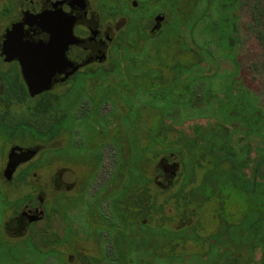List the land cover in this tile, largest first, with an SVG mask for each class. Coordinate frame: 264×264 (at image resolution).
<instances>
[{
	"label": "rangeland",
	"instance_id": "rangeland-1",
	"mask_svg": "<svg viewBox=\"0 0 264 264\" xmlns=\"http://www.w3.org/2000/svg\"><path fill=\"white\" fill-rule=\"evenodd\" d=\"M194 1V10H190L187 1H185L186 4L183 6L184 9L180 10L181 22L178 25V35L173 36L164 33L163 39L166 38L169 41L177 37V40L181 42L186 41L191 47L198 48L201 55H197L190 49L179 50L175 42H170L166 44V48L163 50V58L166 65L162 64L156 56V48L153 45H148L143 55L137 58L133 57L135 61H130L131 59L125 54L123 47H117L114 60L112 61L114 64L120 66L130 64L148 67L160 65L164 70V80L170 76L169 63H174L177 60L183 62L192 61L193 63L199 61V65L191 66L190 71L183 74L189 78L195 76L196 81L192 84L190 90V102H165V99L173 100L172 97L174 96L172 94L166 95L162 91H154L153 95L157 96V98L153 102L155 107L152 110V104L149 101L142 104L140 102V99H147L152 93L139 90L141 89L139 84H136L133 80L131 84L132 91L137 92V94L131 106L126 105L128 102L127 98L117 91V88L109 89L99 84H93L88 87L96 94L98 93V98L101 101L108 100L105 98L108 92L112 96L116 95L118 97L119 95L124 104L122 105L119 101H115L114 105L119 108L120 112H126L125 116H93V108L91 107L93 105L92 98L86 99L85 97L87 96H85L77 99V88L68 90L66 96H62L56 93L61 88L56 87L47 97H42L43 100L46 99V103L39 101L40 98L36 100L29 98L26 100L22 113H26L28 111L26 107L29 106L30 113L36 116L32 115L28 118H23L22 116L21 121L17 124L15 130L19 137L17 141L20 144H27V141L32 138L48 140L53 137L52 143L54 145H61L65 143L67 136L66 132H58V130L70 127L69 136L72 143L70 147L66 148L67 153L74 154V156L85 155V157L93 155V157H96L95 159L101 157V163L98 165L97 177L92 178L88 187L84 190L86 191L84 203L70 202L68 207L62 205L60 191H55V195H52L48 191L50 189L48 185L49 175L66 167L67 170L64 168L66 172L62 177L63 184H68L71 187L74 184L75 188L76 179H81L82 175L88 173L90 167L87 164H66L60 160H56L52 166H48L42 163L50 156V151L42 149L41 153L36 155L37 158L35 160L29 162L26 166H21L12 173V181L7 183L0 175L1 217L5 213L1 221L6 220L8 216L12 215V209L15 208L17 210L23 201L30 198L33 199L30 194L31 191L35 194L39 192L45 199L43 210L46 213L44 217L41 216V219L35 226L32 227L30 225L26 231L20 230L16 234H12L6 228L1 227V236L4 241L0 239V264H117L114 246L118 236L115 229L109 227V222L114 224V228L126 229V232L130 235L134 233L132 228H129L130 225L123 223L119 218L120 214L115 202L129 191L130 193L127 194L128 199L129 201L132 199L133 195L131 194L139 186L136 179L140 176L146 178L145 187L149 193V201L145 205V214L136 217V219L141 220L144 224L142 229L137 230L138 234L134 238V244L131 241L128 261L132 263L140 256L146 255L137 247V245H140L141 240L139 232L143 233L145 231V234L153 236L157 240L156 242L163 240L164 243L165 234H171L164 229L177 230L183 228L185 220L179 214V209L175 207L172 196V192L181 185L182 180L185 178L181 170L182 168H180L178 157L174 155L165 157L163 152L157 156L153 155L154 149L165 147V144L161 143V141L164 142L165 140L167 142L173 139L175 134L172 131L167 132L166 129H161L159 132L161 134V141L151 140L149 133L154 134L156 120L161 119L166 124H172L175 128H183L190 132L189 126L191 124L199 123L204 125L214 116L212 114L214 102L205 100V91H212L214 95L220 96L222 94L220 89L223 83L227 81L231 83L234 91L241 90L252 96L255 104L264 116V28L259 13L261 0H234L238 41L232 55L225 54L218 43L212 40L203 29L209 19L218 15V0ZM174 28H177V26ZM173 31L175 30L173 29ZM181 42H179V47L182 48ZM87 74L85 76L78 74L72 78V83L74 82L73 84L77 85V81L87 80ZM124 74L127 77V74ZM131 74L135 73L132 72ZM96 76L102 79L109 77L104 72L96 73ZM110 79L111 81H120L121 76L117 73ZM118 84L121 85L120 82ZM121 86L125 87V90L128 89L126 85ZM209 86L212 87V90H210ZM168 103L171 105H167ZM89 104H91L88 109L89 116H77ZM159 104H162L160 105L161 107L164 106L165 116H156V106ZM40 106L44 107L43 110L47 108L51 109V107L56 108L60 113L66 112L67 109L69 112L68 116L72 118L66 116V118L63 117L57 121L51 119L48 121V127L44 131H39L36 128L35 122L40 120L44 122V118L39 116L44 113L39 109ZM112 106L113 104L111 105L108 102L103 103L100 114L102 115L109 111L114 112ZM140 106L147 108V111H145L148 113L147 116H135V113L142 109ZM119 128H121L123 134L121 142L119 141L121 138ZM55 131L58 133H55L56 135L54 134V136L53 133ZM7 132V128L0 125V134L3 135ZM4 137L5 135L2 138ZM126 142L130 144V147L126 145ZM256 142L258 140H255L253 145ZM80 144L81 147L77 150ZM120 145L123 147L121 152L123 156L126 153V146L128 147V154L124 157V165L121 167L122 173L119 171L121 166L119 165V161L121 159L115 165L116 154L120 150ZM5 152H7V149L0 148V157H3ZM136 161L141 163L139 169L133 167ZM162 163H168L171 171H173L171 176H169L167 171L163 170ZM172 164H175L174 168H171ZM202 164L206 166L205 162ZM2 167L3 161H0V170ZM115 167L118 169L115 177L117 182L114 184L115 191L112 192V199L109 200L106 196H102L97 201V203L100 202L99 204L94 207L91 206V210H94L91 214L92 217L84 215L85 210H83V205L85 206L86 203H89L93 194L98 195L104 192L100 187L109 179V175ZM31 168L35 174H29L23 180H20L25 173L30 172ZM127 169L128 171L125 175L124 172ZM203 170L204 167L199 168L195 166L193 180L184 187L188 188L195 185ZM61 175L59 174L57 183L61 179ZM86 180L87 178L84 180V185L87 183ZM124 184L128 185L127 192H124L126 189L123 188ZM71 187L67 190L68 192H64L71 194L75 191ZM36 188H42V190L39 191ZM77 195L81 196L82 190L78 189ZM52 197L53 201H49ZM6 205L7 207L5 208ZM123 206L128 211V220L130 221V218L132 219V210L137 209V207L132 206L131 202L127 206L125 204ZM58 208L61 210V213L56 211ZM191 208L195 212L189 217L192 220L191 222L198 226L197 232L201 237L215 230L217 218L212 201L206 202L199 207H194L191 204ZM63 213H66L65 215L68 218L69 224L65 222ZM32 228L37 233L44 234L43 237H40V234L34 238L31 237ZM47 235H49V239L44 237ZM55 236H65L66 239L58 243L59 241ZM173 238L176 239L173 242L176 243L174 246L175 252L194 253L201 252L204 249V245L198 243L196 240L187 239L181 241L178 237ZM135 244V248L139 250L134 249ZM51 248L57 249L59 254L56 255L54 251L46 252V250ZM255 257H258V252H256ZM152 263L179 264L178 262H170L165 257L160 258L158 256L152 259ZM191 263L187 261L185 264Z\"/></svg>",
	"mask_w": 264,
	"mask_h": 264
},
{
	"label": "flooded vegetation",
	"instance_id": "flooded-vegetation-1",
	"mask_svg": "<svg viewBox=\"0 0 264 264\" xmlns=\"http://www.w3.org/2000/svg\"><path fill=\"white\" fill-rule=\"evenodd\" d=\"M185 1H187L190 10H194V0H0V125L8 130L6 134H3L6 138H2L3 135L0 134V148L7 149L5 155L0 157V161H3L0 175L5 182L12 181V177L10 180L3 177V171L9 162H17L14 168V171H16L21 166H26L29 162L35 160L37 158L36 155L40 154L42 149L49 150L50 156L42 164L52 166L54 161L60 160L66 164H87L90 167L86 175H82L81 179H76L75 188L74 184L73 187L63 184L62 177L66 172V167L49 175L48 185L50 189L48 191L52 195L60 191L62 205L68 207L70 202L84 203L86 199V191L84 190L88 187L91 179L97 177L101 157L95 159L96 157H93V155L85 157V155L74 156V154H68L66 148L70 147L72 143L69 136L70 127L60 130L66 132L67 136L65 143L61 145H54L52 143L53 137L48 140L32 138L27 141V144H20L17 141L19 137L15 128L21 121L22 116L23 118H28L33 115L30 112L22 113V108L29 98L35 100L40 98L39 101L46 103V99L43 100L42 97H47L56 87L61 88L56 93L62 96H66L68 90L77 88V99L87 96L85 97L86 99L92 98L93 100V105L89 104L88 107L86 106L83 111L81 110V114H77V116H89L88 109L90 106L93 108V116H125L127 113L120 112L119 108L114 105L115 101H119L122 105L124 104L119 95L118 97L116 95L112 96L108 92L105 97L108 100L101 101L98 98V93L96 94L88 87L93 84H99L109 89L117 88V91L127 98L128 102L126 105L131 106L137 94V92L132 91L131 84L133 80L141 88L136 89L152 93L149 98L140 99V102L142 104L149 101L152 104V110H154L155 104L153 102L157 96L155 97L153 92L162 91L164 93L165 75L163 67L160 65L148 67L132 64L120 66L112 61L114 60L117 47L124 48L125 54L131 59L130 61H135L133 57L137 58L143 55L148 45L155 47L157 44L158 47L159 45L161 47V40L165 31L171 25L180 24V10L184 9ZM68 27H70L71 37L74 41L66 45L61 56L54 59L49 53H45L48 55L47 62H50L51 67L54 61L57 63L50 77V88L31 95L22 71L21 60L26 63L27 58L31 66L36 65L38 47L49 44L53 36H58V33L61 35L60 38H63V34L67 32ZM160 37L161 39H159ZM99 72L107 73L109 77L104 79L97 77L96 73ZM132 72L135 74H131ZM86 73H88L87 80L77 81V85H74V82L72 83V78L78 74L85 76ZM117 73L121 76V80L111 81L110 78ZM124 73L127 74V77ZM191 78L190 89L196 81L195 76ZM118 82L121 85H126L128 89L125 90V87L119 85ZM105 102L113 104L112 109L114 112L109 111L101 115L100 109ZM160 105L162 104L156 106V116H165L164 106L161 107ZM26 108L30 110L29 106ZM140 108L142 109L137 111L135 116H147L148 113L145 112L147 108H144V106H140ZM68 115L67 109L66 112L60 113V116L64 118ZM39 116L44 118V122L40 120L35 122V125L39 131H44L48 127V121L53 119L54 115L46 113ZM68 117L72 118L71 116ZM119 129L121 134L119 141L121 142L123 134L121 128ZM126 145L130 147L127 142ZM14 147H22L27 151L12 157L10 156V150ZM80 147L81 144L77 150ZM119 148L115 165L120 162L119 171L122 173L121 167L124 165V157L128 154V147L126 146L125 148L126 153L124 156L121 153L122 145ZM119 159L121 160L118 162ZM172 167L174 168L175 164H172ZM162 168L169 173V176L172 175L173 171H171L168 163H162ZM117 171L118 169L115 167L109 175V179L100 187L106 192L98 195L93 194L89 203H86L85 206L83 205L84 215L92 217L91 214L94 210H91V206L94 207L99 204L100 202L97 203V201L102 196H106L109 200L112 199V192L115 191L114 184L117 182L115 179ZM127 171L128 169L125 172L123 171L125 175ZM29 174H35L32 168L20 180H23ZM59 174L62 175L57 183ZM90 174L91 176H89ZM86 178L87 183L84 185ZM70 187L75 189V191L71 194L64 192L69 190ZM78 189L82 190L81 196L77 195ZM37 190L40 191L42 188ZM30 194L33 199L30 198L23 201L17 210L13 208V214L8 216L6 220L1 221L5 213L2 217L0 214V229L4 227L12 234H16L20 230L26 231L30 225L32 227L35 226L41 216L44 217L46 215L43 210L45 199L39 192L35 194L31 191ZM53 197L49 201H53ZM65 214L63 213V217L65 222L69 224ZM113 225L109 222L110 228H114Z\"/></svg>",
	"mask_w": 264,
	"mask_h": 264
},
{
	"label": "trees",
	"instance_id": "trees-1",
	"mask_svg": "<svg viewBox=\"0 0 264 264\" xmlns=\"http://www.w3.org/2000/svg\"><path fill=\"white\" fill-rule=\"evenodd\" d=\"M217 2L218 15L209 19L203 29L212 40L218 43L225 54L232 55L238 41L234 0H218ZM259 13L264 28V0H261ZM176 26L177 28H174L175 26L171 25L165 33L178 35V24ZM161 42V47L155 45L156 56L164 65L166 62L163 58V50L170 42H175L179 50L190 49L197 55H201L198 48L191 47L186 41L177 40V37L169 41L165 38ZM179 42L182 43V48L179 47ZM199 63V61L193 63L177 60L168 64L170 76L164 80V93L172 94L174 97H172L173 100L165 99V102H190L192 78L183 74L189 72L191 66L199 65ZM209 87L212 90V87ZM220 91L222 92L220 96L214 95L212 91H205V100L214 102L212 109L214 116L204 125L191 124L189 126L191 132L183 128H175L161 119L156 120L154 134L149 133L151 140L161 141V134H159L161 129L175 134L173 139L162 142L165 147L154 149L153 155L157 156L163 152L165 157L170 155L178 157L185 178L172 192V196L175 207L179 209V214L182 215L185 223L183 228L177 230L164 229L172 234H165L164 243L163 240L156 242L157 240L153 236L146 235L145 231L139 232L141 247L140 245L137 247L147 257L142 255L130 263L128 255L131 241L135 242L137 230L142 229L144 224L136 217L145 214V205L149 201V193L145 187L146 178L138 177L136 182L139 186L131 194L132 199L130 198V201L128 199L129 191L121 197L118 196L119 199L116 202L119 218L123 223L129 224V228L134 231L130 235L126 229L113 228L118 236L114 246L117 264H153L152 259L157 256L179 264H185L187 261L192 262L191 264H264V116L252 96L241 90L234 91L228 81L223 83ZM39 109L44 112L43 114L52 113L56 121L63 118L56 108L43 110L44 107L40 106ZM55 133L56 131L53 135ZM255 140L258 142L253 145ZM202 161L206 163V166H203ZM140 164L136 161L133 167L139 169ZM195 166L204 167V170L195 185L185 188L184 186L194 178ZM123 188H126L124 192H127L128 185L124 184ZM211 201L215 209L217 225L214 231L201 237L197 232L198 226L193 224L189 217L195 212L191 204L199 207ZM129 202L137 207V209L132 208L130 221L128 211L123 206L124 204L127 206ZM56 211L61 213L59 208ZM38 234L40 233L32 228L31 237L34 238ZM43 235L39 236L43 237ZM44 237L49 239V235ZM173 237H178L181 241L196 240L204 245V249L194 253L175 252L176 243L173 242L176 239ZM55 238L59 241L58 243L66 239L65 236H55ZM0 239L3 240L1 230ZM135 247L136 244L134 249L139 250ZM47 251L59 254L54 248ZM256 252H258L257 258Z\"/></svg>",
	"mask_w": 264,
	"mask_h": 264
},
{
	"label": "water",
	"instance_id": "water-1",
	"mask_svg": "<svg viewBox=\"0 0 264 264\" xmlns=\"http://www.w3.org/2000/svg\"><path fill=\"white\" fill-rule=\"evenodd\" d=\"M60 37L61 35L58 33V36H53L52 41L49 44L40 45L38 47L36 65L31 66L29 64V61H27V58L26 63L21 60L22 71L28 84V89L31 95H34L50 88V77L57 63H55L54 61L51 67L50 62H47L48 55H46L45 53H49V55L55 59L56 57L61 56L62 51L68 43L74 41V39L71 37L70 27H68L67 32L63 34V38ZM25 151L27 150L22 147H14L10 150V156L13 157L19 153H24ZM16 164L17 162L15 161L9 162L7 164L6 169L3 171V177L5 179H11Z\"/></svg>",
	"mask_w": 264,
	"mask_h": 264
}]
</instances>
